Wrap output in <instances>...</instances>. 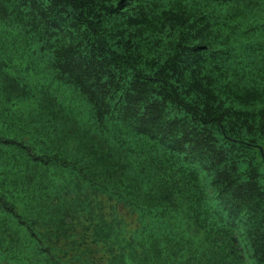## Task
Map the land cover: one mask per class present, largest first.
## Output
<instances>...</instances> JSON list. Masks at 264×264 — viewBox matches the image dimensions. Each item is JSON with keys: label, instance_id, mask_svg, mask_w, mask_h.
<instances>
[{"label": "trees", "instance_id": "16d2710c", "mask_svg": "<svg viewBox=\"0 0 264 264\" xmlns=\"http://www.w3.org/2000/svg\"><path fill=\"white\" fill-rule=\"evenodd\" d=\"M258 1L0 0V264H264Z\"/></svg>", "mask_w": 264, "mask_h": 264}, {"label": "rangeland", "instance_id": "374dc122", "mask_svg": "<svg viewBox=\"0 0 264 264\" xmlns=\"http://www.w3.org/2000/svg\"><path fill=\"white\" fill-rule=\"evenodd\" d=\"M250 4H251V3H248V4H247V6H249V9H251L250 7L258 8V7H260L262 4H264V2H263V1H261V2L258 1V2H256V3H253L252 6H250ZM247 21H251V19H247L246 21H244V23H243V26H244V27H247V26L245 25V23H246ZM261 22L264 23V18H263V20H261ZM232 23H233V25H237V27L239 28L237 31L244 30V27L242 26V24H241L240 21H238V20H233ZM247 34H249V33H247ZM26 54L28 55V58H25L26 56H24L25 60H27V59H31V60H33V57H34L35 60H36V62H37V60H38V55H37V53H36L35 51H33L32 48H30V49L26 52ZM23 64H24V61H22V65H23ZM37 64H38V67H41L42 65H45L43 58H41V62H40V60H39V61L37 62ZM53 88H54V87H53ZM54 89H55V88H54ZM8 126H9V123H2V122L0 121V130L5 131L6 128H7ZM1 250H2V247H1V245H0V251H1ZM22 250H23L24 253L27 255V257H31V256L33 255V253H34V245H33V243L22 246V247H21V251H22ZM23 251H22V253H23ZM24 253H23V255L25 256ZM25 257H26V256H25Z\"/></svg>", "mask_w": 264, "mask_h": 264}, {"label": "water", "instance_id": "95a60500", "mask_svg": "<svg viewBox=\"0 0 264 264\" xmlns=\"http://www.w3.org/2000/svg\"><path fill=\"white\" fill-rule=\"evenodd\" d=\"M259 149V151H260V153H261V150H260V148H258ZM261 157H262V153H261ZM263 158V157H262Z\"/></svg>", "mask_w": 264, "mask_h": 264}]
</instances>
